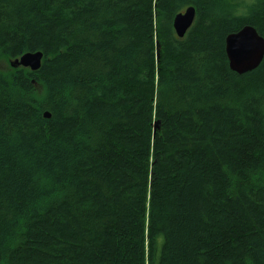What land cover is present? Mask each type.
Here are the masks:
<instances>
[{"label": "trees", "instance_id": "obj_1", "mask_svg": "<svg viewBox=\"0 0 264 264\" xmlns=\"http://www.w3.org/2000/svg\"><path fill=\"white\" fill-rule=\"evenodd\" d=\"M193 7L183 38L173 19ZM264 0H0V264H264Z\"/></svg>", "mask_w": 264, "mask_h": 264}, {"label": "water", "instance_id": "obj_2", "mask_svg": "<svg viewBox=\"0 0 264 264\" xmlns=\"http://www.w3.org/2000/svg\"><path fill=\"white\" fill-rule=\"evenodd\" d=\"M193 7L185 9L173 19L175 35L183 38L195 20ZM225 53L229 69L237 75H243L257 69L264 58V37H261L252 26L246 25L225 39ZM43 55L41 53H26L10 61L14 69L24 68L31 72L38 71Z\"/></svg>", "mask_w": 264, "mask_h": 264}, {"label": "rangeland", "instance_id": "obj_3", "mask_svg": "<svg viewBox=\"0 0 264 264\" xmlns=\"http://www.w3.org/2000/svg\"><path fill=\"white\" fill-rule=\"evenodd\" d=\"M10 61H13V60H7L6 61V59L0 57V71L1 72L7 71L10 69H14L10 66V64H9Z\"/></svg>", "mask_w": 264, "mask_h": 264}]
</instances>
